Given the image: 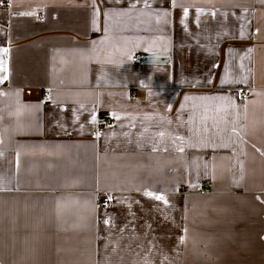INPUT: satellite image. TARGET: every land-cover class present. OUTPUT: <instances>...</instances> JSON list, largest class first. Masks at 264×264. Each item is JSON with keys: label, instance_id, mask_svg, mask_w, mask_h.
I'll return each mask as SVG.
<instances>
[{"label": "crops", "instance_id": "1", "mask_svg": "<svg viewBox=\"0 0 264 264\" xmlns=\"http://www.w3.org/2000/svg\"><path fill=\"white\" fill-rule=\"evenodd\" d=\"M0 264H264V0H0Z\"/></svg>", "mask_w": 264, "mask_h": 264}, {"label": "built area", "instance_id": "2", "mask_svg": "<svg viewBox=\"0 0 264 264\" xmlns=\"http://www.w3.org/2000/svg\"><path fill=\"white\" fill-rule=\"evenodd\" d=\"M39 18L40 19H43L44 18V15H39ZM146 58L145 55H137L136 57H134V61H143L144 59ZM44 96L46 98L49 97V93L47 91L44 92ZM248 97V92L247 91H243L240 93V98L242 100L246 99ZM112 124L109 123L108 124V127H111ZM112 206V199L109 197V196H105L103 197L99 202H98V207L100 208H107V207H111Z\"/></svg>", "mask_w": 264, "mask_h": 264}]
</instances>
